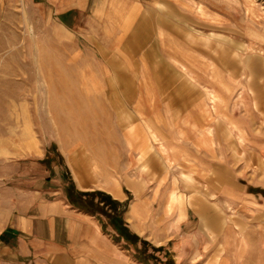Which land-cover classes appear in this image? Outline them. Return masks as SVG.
Here are the masks:
<instances>
[{"label":"rangeland","instance_id":"374dc122","mask_svg":"<svg viewBox=\"0 0 264 264\" xmlns=\"http://www.w3.org/2000/svg\"><path fill=\"white\" fill-rule=\"evenodd\" d=\"M170 7L171 24L154 15L138 40L67 43L49 5L0 0V186L35 181L102 210L93 217L123 264H264V0ZM160 147L213 170L160 178ZM156 186L177 221L182 205L198 216L194 241L181 231L155 245L130 228V205Z\"/></svg>","mask_w":264,"mask_h":264},{"label":"crops","instance_id":"0c3cea01","mask_svg":"<svg viewBox=\"0 0 264 264\" xmlns=\"http://www.w3.org/2000/svg\"><path fill=\"white\" fill-rule=\"evenodd\" d=\"M41 1L49 5L50 13L56 16L53 26L56 31L65 35L63 40L67 43H73L74 37L80 38L81 43H128L138 40L136 32L143 22L154 29V15L167 17V22L171 24L169 17H176L171 10V4L177 10L185 11V0ZM159 5L164 8L162 11L157 10ZM142 16L146 20L141 19ZM206 130L204 125L203 137H200L199 142L205 148L203 155L207 158L211 157L212 142L205 138ZM197 133L199 136L200 131ZM147 143H152L147 136L140 141L141 145ZM160 149L159 159L163 168H151L160 178L173 169H177L175 173L179 175L188 167V173L192 175H202L208 171L201 166L199 168L203 172L195 171L193 164H188L185 168L184 162L173 163L177 161H172L164 148ZM209 166L208 174L213 170L212 165ZM75 177L81 187H86L81 185L76 175ZM159 190V186H156L152 202L147 198L136 199L130 205V228L155 245L169 241L174 232L181 231L188 236L187 240L194 241L195 236H191V231H200L198 216L189 207L182 205L183 215L177 221L176 206L168 213V193L160 196ZM113 192L114 198L119 199L120 189H114ZM56 193L51 188L42 190L35 181L28 189L14 188L12 191L0 186V264H105L109 255L113 256L112 264H123L121 249L111 245V240L101 230L99 222L93 216L69 206L65 199L51 198ZM187 195H181L183 203L186 202L184 199ZM207 222L211 223L210 220ZM195 254L197 252L191 253Z\"/></svg>","mask_w":264,"mask_h":264},{"label":"trees","instance_id":"16d2710c","mask_svg":"<svg viewBox=\"0 0 264 264\" xmlns=\"http://www.w3.org/2000/svg\"><path fill=\"white\" fill-rule=\"evenodd\" d=\"M68 202L74 209H77V210L82 211L84 213H87L89 215L95 216V214H101V215L105 216L102 210L97 209L95 207H91L87 203L77 201L76 199H68ZM109 225L111 227L113 226L111 223ZM115 232L117 234V237H116L117 239L115 238L116 241H118V239L124 240L123 233L119 229H117V230L115 229Z\"/></svg>","mask_w":264,"mask_h":264}]
</instances>
